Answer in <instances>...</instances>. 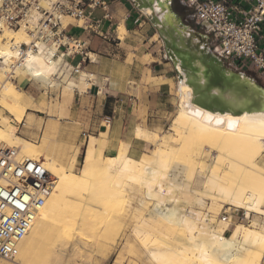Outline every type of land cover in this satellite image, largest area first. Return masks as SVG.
<instances>
[{"label":"bare ground","instance_id":"bare-ground-1","mask_svg":"<svg viewBox=\"0 0 264 264\" xmlns=\"http://www.w3.org/2000/svg\"><path fill=\"white\" fill-rule=\"evenodd\" d=\"M144 2L143 12L166 42L179 76L170 136L137 128L135 141L154 149L135 158L130 143L110 142L108 125L101 132L103 145L95 147L91 138L79 172L76 153L68 159L56 155L47 135L36 145L18 134L33 103L11 80L36 79L46 94L62 88L65 107L76 89L87 93L93 77L80 69L71 73L66 59L54 58L52 42L43 40L37 50L23 53L32 35L0 19V146L41 161L56 178L15 264H89L90 256L100 264L113 254L114 264H263L260 222L254 219L253 228L222 221L215 226L218 220L204 209L207 200L210 209H218L212 215L218 216L221 205H232L247 218L264 217V86L224 65L205 41L183 29L169 0ZM71 20L63 26L74 24ZM127 33L121 25L119 40ZM108 147L114 155L105 156ZM137 192L143 198L133 201Z\"/></svg>","mask_w":264,"mask_h":264},{"label":"built area","instance_id":"built-area-1","mask_svg":"<svg viewBox=\"0 0 264 264\" xmlns=\"http://www.w3.org/2000/svg\"><path fill=\"white\" fill-rule=\"evenodd\" d=\"M241 1L247 3L246 9ZM179 2L193 9L196 22L216 41L218 56L264 79V51L260 45L264 40V0ZM132 3L141 10L136 0ZM111 6L112 0H0V19L7 27L24 28L32 35V44L21 47L23 53L37 50V44L45 40L57 47L54 58L61 55L73 68H79L81 63L92 62V33L102 36L98 33L105 22L109 29L114 25ZM97 11L102 12L100 18L95 17ZM65 19L83 24L64 27ZM72 27L81 30V35H73L69 31ZM77 57L80 63L74 67L71 60ZM55 185L56 178L41 161L21 158L16 149L0 146L1 259L15 260L20 243Z\"/></svg>","mask_w":264,"mask_h":264},{"label":"crops","instance_id":"crops-1","mask_svg":"<svg viewBox=\"0 0 264 264\" xmlns=\"http://www.w3.org/2000/svg\"><path fill=\"white\" fill-rule=\"evenodd\" d=\"M129 1L132 2L112 0L111 6L113 20L123 21L127 29L124 41L117 38L121 42L115 45L110 42L107 22L98 33L102 36L92 33L89 51L96 57L92 62L81 63L80 68L93 79L88 78L90 86L87 93H81L78 89L74 92L68 109L70 120L65 124L92 133L107 130L110 125V142L121 140L130 143L133 149L137 142H134L135 135L131 140L128 137L133 135L134 130L136 132L140 123L155 124L156 118L162 113L159 108L165 106L160 102H168L169 84L156 86L147 80H170L168 75L175 67L158 28L143 12L146 8L138 10ZM240 3L244 9L247 8L246 2ZM169 6V10L180 21V26L205 41L208 50L216 54V41L196 22L193 9L183 6L178 0H169ZM101 16L102 12H95L96 18ZM69 31L77 37L81 35V30L76 27ZM156 35L160 36L159 43L154 41ZM260 45L264 51V40ZM221 59L224 65L231 67L224 58ZM79 63V57L71 60L74 67ZM112 153L115 154L114 149L108 147L106 155Z\"/></svg>","mask_w":264,"mask_h":264},{"label":"rangeland","instance_id":"rangeland-1","mask_svg":"<svg viewBox=\"0 0 264 264\" xmlns=\"http://www.w3.org/2000/svg\"><path fill=\"white\" fill-rule=\"evenodd\" d=\"M129 2H131V1H129ZM71 22L74 24H83L82 22H76L75 20H71ZM121 25H123V21H120V22L114 21V25L109 30L110 33L107 34L108 38L111 40L110 42L114 45L121 42L117 39L118 38L117 37L118 36V30H119V27ZM124 37L126 38L127 34H126V36L124 35ZM125 38H124V40H125ZM124 40H122V41H124ZM154 41H157V42L160 41V36L155 38ZM161 41H162V39H161ZM226 62L228 65L231 66L230 68L233 69L234 71L239 72V73H244L247 76L252 77L260 85L264 86V79L259 77V75L255 74L251 71L241 70V68L238 65L233 64L231 62V60H226ZM70 67H71L70 68L71 73H72V71L74 72L75 70H79V69L83 70L80 67L79 68H73L71 65H70ZM168 77H171V79L167 80L165 78H161V79L154 78L151 80H147V82H149V83L152 82L151 84H154L156 86H160L162 84H169V92H168V98H167L168 102H166V103L164 101L160 102V103L165 104V106L159 108V110H162V113L156 118L157 122L155 124H145V123L142 124V123H140L137 126L138 128L141 127V128L146 129V131L148 130L147 132L151 136L154 134L156 135L158 133H159V135L165 133L164 135L170 136L169 132H170V129L172 127V123H173L172 121L175 118L177 111H178L179 76H178L175 68H173V71H171L169 73ZM154 81H157V82H154ZM11 82L16 83L18 86L20 85V87H22V91L25 94L29 95V97L32 99V103H33L32 104L33 108H31L28 111V114H27V117H26V120L24 123L26 125H24V124L19 125V133L18 134L22 138H24L26 141H28L32 144H36V145L43 143V141L45 140L43 137L47 135V137L49 139V140H47V142L49 144H53L57 150L56 155H62L63 154L68 159H70V157L72 158V156H74L76 153L77 164H76L75 171L79 172L83 167L84 157L86 155L87 149L90 147L91 138L95 139L94 140L95 141L94 142L95 147L101 146L105 143L101 137L102 131L97 132V133H95V132L92 133L89 131L77 130L74 127H72V125H66L65 124V122H68L70 120L68 118V109H69L72 97L66 103L65 107L62 106L63 105L62 103L64 101L61 99V96H60L62 88L54 89V90L52 89V90L47 92L48 93V95H47L45 88L42 89L44 86H42L41 83H38L39 81L33 82V81H30L29 78H26L24 76H18L16 78L12 79ZM52 107H53V111H52ZM49 110L52 112H50ZM49 114L50 115L53 114V115L49 116ZM49 130L51 131V134H50ZM152 133H154V134H152ZM48 134H50V135H48ZM134 135H135V130L133 132V135L129 136L128 139L131 140V138L134 137ZM53 136H54V138H53ZM97 139H99V140H97ZM134 142H136L135 139H134ZM134 147L135 148L131 149L129 152H130V155L135 157V158H140V157H144V156L147 157V155L151 154L153 149H154V147L151 144H149V143L147 144L145 142H142V143L136 142V145ZM70 154H71V156H70ZM110 155H114V154L112 153ZM110 155L105 154V156H110ZM261 160H263L262 165H264V156L262 157ZM139 193H141V194H139ZM136 194L133 197V201H138V200L143 198L142 192H137ZM206 202H207V204H206L207 206H205L204 211L206 212V215L208 214V218L211 217L212 219H215L216 221L218 220L216 222L215 226H217V223L219 224L222 221L223 223H226V222L229 223L231 228H233L238 223H242L245 226L250 227L252 224L255 223L254 219L257 220V222H256L257 224L260 222L259 225L261 224L260 225L261 227L264 226V217L263 216H255L254 214H252L251 218L250 217L247 218V216H246L247 213L245 210H241L238 212L237 209L232 205H221L223 208L216 206L219 208V210L221 208L220 213L218 212L219 213V214H217L218 216H216V214L212 215V214H214L213 210L216 211L217 208L215 209V206H214L213 209H210V208H212V206L209 205L210 202L207 200H206ZM208 205L210 206V208ZM208 208L210 210H212V212ZM215 216L217 218H214ZM224 217H226V219H227L226 221H223ZM254 227H255V225H254ZM230 234H231V232L227 233L228 236ZM116 256H117V254H113L109 261H104V262H101L100 264H114V261L116 260ZM0 260L5 262L6 264H15V262H13V261L4 260L1 258H0ZM85 260L89 264L90 263L95 264V261L97 260V258L95 256H90V257L86 258ZM79 264H82V263H79ZM263 264H264V259H263Z\"/></svg>","mask_w":264,"mask_h":264},{"label":"water","instance_id":"water-1","mask_svg":"<svg viewBox=\"0 0 264 264\" xmlns=\"http://www.w3.org/2000/svg\"><path fill=\"white\" fill-rule=\"evenodd\" d=\"M136 2H137V4H138V6H139V9H141V10L146 6L144 0H136ZM153 23H154V22H153ZM163 40H164V39H163ZM164 42H165V41H164ZM165 44H166V42H165ZM166 48H167L168 56H169L170 60L172 61L173 65H174V61H173V59L171 58V54H170V52H169V50H168L169 48H168L167 44H166Z\"/></svg>","mask_w":264,"mask_h":264}]
</instances>
